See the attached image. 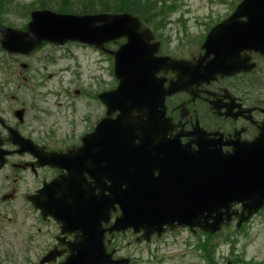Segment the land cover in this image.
I'll list each match as a JSON object with an SVG mask.
<instances>
[{
    "label": "water",
    "instance_id": "95a60500",
    "mask_svg": "<svg viewBox=\"0 0 264 264\" xmlns=\"http://www.w3.org/2000/svg\"><path fill=\"white\" fill-rule=\"evenodd\" d=\"M242 8L254 11L253 17L249 16L245 23H239L237 18ZM0 36L1 49L10 55H28L43 42L55 45L77 42L113 56L118 86L99 96L107 108L106 118L83 139L81 149V157L92 164L91 170L96 171V165H101L105 179L113 181L109 187L100 186L99 194L94 197L95 203L91 201L82 206L86 214H101L103 222L117 205L121 216L110 231L124 232L131 228L135 234L142 232L141 238L146 242L154 234L160 237L165 233V227H198L204 232L215 233L221 225H228L233 216L238 217L239 228L264 207V150L255 154L234 151L224 155L214 149L200 148L186 155L181 152L177 139L167 137L172 129L169 121L163 120L164 98L178 91H188L190 85L184 83L183 76L214 79L217 73L230 75L237 70H227L223 64V54L230 55L224 57L227 61L234 58L231 57L233 53L223 51L226 44L237 43L243 49L264 55V0L244 1L227 21L210 32L204 45L210 44V38L215 37L214 43H218L216 62L219 63L209 65L203 77L201 67L197 66L201 65L200 62L194 65L156 57L158 44L151 43L149 31L141 30L137 19L130 15L77 16L48 10L33 11L24 32L0 27ZM218 36H222L221 39L218 40ZM122 38L126 43L117 51L104 49V44ZM211 50L213 48L207 49L206 55ZM244 58L243 62L236 57L239 62L236 64L240 66L243 62L245 65L246 55ZM166 71H173L177 81L170 82L164 90L156 75ZM115 112L119 114L111 119ZM254 146L262 148L263 141L256 140ZM133 148L134 153H131ZM143 148L149 150V159L142 164L141 159L134 161L132 154ZM159 148L166 152L162 154L164 165L171 164L167 166L170 169L168 177L153 176L157 164L161 163ZM122 153L129 156L125 159ZM115 156V162L109 159ZM172 159L175 164L169 161ZM115 163L123 164L128 172L124 189L115 182L119 181L118 170L108 171ZM84 189L89 192L90 186ZM105 191L109 196H104ZM234 204H241L240 214L230 212ZM47 205L53 211L51 214L61 211V208L51 207L55 203ZM62 217L58 220L66 227L65 231L67 227L77 229L79 225L83 226L77 220L72 221L71 217ZM102 236L103 233L98 237L91 232L69 245V256L61 264H128L125 259L111 260V255H107L103 248ZM59 255L50 252L41 263L53 262Z\"/></svg>",
    "mask_w": 264,
    "mask_h": 264
},
{
    "label": "rangeland",
    "instance_id": "374dc122",
    "mask_svg": "<svg viewBox=\"0 0 264 264\" xmlns=\"http://www.w3.org/2000/svg\"><path fill=\"white\" fill-rule=\"evenodd\" d=\"M104 1L115 2L113 6H116L113 12L106 14L142 16L144 19L139 18L146 27L144 29H149L156 41L162 42L164 55L182 60L194 54L197 40L208 33L213 22L227 17L239 0H229L220 6L214 4L218 0ZM81 4L92 5L87 0H7L2 9L4 27L22 29L29 22L28 14L33 10L53 9L60 14L82 15L74 13L82 8ZM58 6H63L64 12L54 9ZM119 44L122 41L117 46ZM53 47L47 44L27 57L7 55L0 50V80L6 78L8 72L17 74L16 89L11 86L8 89H12L10 95L17 98L18 106L26 109V118L33 122L35 130L47 132L53 129L61 136L71 131L89 130L94 121L102 119L105 113V107L95 95L117 85L112 58L79 45ZM24 66H28L27 69ZM254 78L249 79L251 83L244 87L256 88L255 95L263 99L258 103L264 111V86L262 80L260 84L254 83ZM67 128H71L68 134ZM23 214L28 213L21 210L18 224L10 225L5 237L1 238L0 244L7 245L0 247V252L11 247L15 253V263L6 264H37L35 258L45 252L43 248L48 238L42 228L33 232L37 234L32 233L31 242L26 241L31 230L24 226ZM234 225L230 224L220 232L221 236L219 233L215 238L200 231L192 235L184 230L165 234L148 244H137L131 236L122 237L115 243L117 255L132 256L134 264H207L205 254L210 264H226L228 261L233 264H264V212L254 216L239 232ZM129 239L131 243L127 245Z\"/></svg>",
    "mask_w": 264,
    "mask_h": 264
},
{
    "label": "flooded vegetation",
    "instance_id": "af4514ba",
    "mask_svg": "<svg viewBox=\"0 0 264 264\" xmlns=\"http://www.w3.org/2000/svg\"><path fill=\"white\" fill-rule=\"evenodd\" d=\"M2 11L0 10V26L4 27L5 14ZM43 46L47 45L41 47ZM85 48L99 53L91 47ZM196 52V55L192 54L182 60L196 61L200 55L199 47H197ZM244 53L246 52L240 53L242 57ZM246 54L250 58L249 62L253 63L257 69L262 67L259 75L255 74L254 71L247 75L236 74L230 77H217L216 80L210 82H196L188 87V91L183 90L172 97L165 98L164 118L168 117L172 129V132L168 134L169 139L180 135L181 144L191 143L190 140H194V138L188 136L195 129L210 134V139H222V142H234L237 133H240L241 141H251L259 136L260 128L264 127V115L258 111L262 108L258 102L263 99L255 95V87L246 89L244 85L251 83L249 79L258 75L254 78V83L260 84L262 80V86H264V57L257 53ZM23 68L27 69V66ZM6 75V78L0 80V241H2V237H5L6 230L10 225L18 224L21 210H26L28 214H23L26 221L24 226H27L31 233L27 234L25 239L28 238L27 240L31 242L32 233L38 228H42L48 238L46 252L54 250L56 254L60 253L61 257L57 260L60 262L67 256L68 246L76 238L84 231L95 228L80 227L79 230L83 232L75 231L71 232V235H60L61 226L54 221L52 214H47L46 210L43 211L44 214H41L34 205L41 202H53L54 200L73 203L75 199L83 201L86 198L84 193L88 191H85L84 187H94L96 183L91 180L87 173L79 169L81 144L83 137L94 129L100 119L94 121L91 129H83V132L71 131L70 135L67 128L68 135L66 136L58 135L53 129L47 132L37 131L33 127V122L26 118V109L18 106L17 98L10 95V91L13 88L16 89L17 74L8 72ZM158 77H162L166 81H176V77L170 73L167 75L160 74ZM167 85L165 82L163 87L165 88ZM10 86L12 87L11 90L8 89ZM98 94L99 92L96 95ZM212 103H217V106L221 108L217 113L212 110ZM250 109L253 111L247 121L244 111ZM115 116L113 115V117ZM190 148L194 150L193 144ZM222 149L226 153L231 151V147L227 146L222 147ZM184 150L187 151V149ZM148 154L149 150L143 148V154L140 157L142 163L148 161ZM128 156L129 154H123L125 159ZM132 158L134 161L139 160V156L136 154H132ZM109 159L115 162L116 156L109 157ZM159 159L161 163L157 165L162 167L164 163L161 153ZM114 166L122 170L119 181L124 188L127 185L125 176L128 172L124 170L123 164L115 163ZM159 167H156L153 176L160 175L161 169ZM99 173L106 178L104 172ZM103 184L112 185L110 182ZM48 185L51 188L47 190ZM77 187L82 189L80 195ZM97 194L98 191L94 190L92 195L88 197L91 199ZM46 203L44 204L47 205ZM119 213L117 207L114 206L109 214V223L103 227L106 231L103 244L107 252L113 251V259L117 258L115 243L119 238L131 236L138 243V236H133L131 230L119 234L107 231ZM130 243L129 239L127 245ZM2 244L0 247L7 245ZM14 260L15 253L12 248L10 254L4 255V252H0V264L15 263ZM35 260L37 261V258Z\"/></svg>",
    "mask_w": 264,
    "mask_h": 264
},
{
    "label": "trees",
    "instance_id": "16d2710c",
    "mask_svg": "<svg viewBox=\"0 0 264 264\" xmlns=\"http://www.w3.org/2000/svg\"><path fill=\"white\" fill-rule=\"evenodd\" d=\"M7 0H2V2L6 3ZM88 1V4H92L90 6H85L84 4H81L82 8L79 10V11H76L74 13H78V14H96V13H110V12H113L114 11V7L116 6H113V4H110L108 1H104V0H87ZM54 9H57V10H60V12H64L63 9V6H58V8H54ZM126 10H129L130 8H125ZM63 10V11H61ZM51 11H54L53 9ZM56 12V11H54ZM73 11H68V13H71ZM58 13V12H56ZM137 15H141V14H137ZM138 17H141L142 19H144L142 16H138ZM206 251L208 252H211L210 250L206 249Z\"/></svg>",
    "mask_w": 264,
    "mask_h": 264
}]
</instances>
